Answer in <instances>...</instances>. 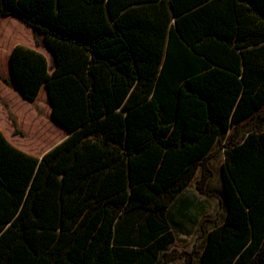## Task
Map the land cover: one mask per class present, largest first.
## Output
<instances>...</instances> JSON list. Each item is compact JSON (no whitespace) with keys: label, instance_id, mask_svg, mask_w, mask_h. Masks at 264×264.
Masks as SVG:
<instances>
[{"label":"trees","instance_id":"16d2710c","mask_svg":"<svg viewBox=\"0 0 264 264\" xmlns=\"http://www.w3.org/2000/svg\"><path fill=\"white\" fill-rule=\"evenodd\" d=\"M5 15L53 61L15 44L3 80L27 102L44 86L69 134L35 156L0 130V264H191L167 251L170 207L198 169L207 193L216 146L223 216L197 262L264 264V0H0ZM10 33L0 20V51Z\"/></svg>","mask_w":264,"mask_h":264},{"label":"rangeland","instance_id":"374dc122","mask_svg":"<svg viewBox=\"0 0 264 264\" xmlns=\"http://www.w3.org/2000/svg\"><path fill=\"white\" fill-rule=\"evenodd\" d=\"M0 20L10 27L12 33H10L12 39H10L8 52L0 51L1 84L5 83L3 79L8 77L10 71L8 54L14 44L33 47V45H36L35 40L41 39L42 36L40 34L35 35L28 25L13 16H1ZM47 61L48 64L51 62L49 55L47 56ZM2 96L4 98L0 97V124L3 127L5 137L16 147L29 154L38 156L66 135L64 128L57 124L51 117L50 103L45 88H42L33 102H27L19 96H14L9 90L2 91ZM38 125H46L50 130L49 133L59 138L57 137L53 142H49L50 139L47 138V135L43 136L42 129L37 131L40 128ZM244 130L245 127L242 126L238 129L240 133ZM218 146L220 147V145ZM222 160V149L216 146L213 157L209 161L212 174L206 183L207 195L204 194L207 197L206 208L208 215L218 220L223 216V208L218 195L221 189V173L219 167ZM193 235L192 240H194V246L192 245V240L186 241L187 238L179 236L174 248L171 250L191 252V264H196V253L192 249H198V245L201 242L200 230H196ZM181 258L184 259V257Z\"/></svg>","mask_w":264,"mask_h":264},{"label":"crops","instance_id":"0c3cea01","mask_svg":"<svg viewBox=\"0 0 264 264\" xmlns=\"http://www.w3.org/2000/svg\"><path fill=\"white\" fill-rule=\"evenodd\" d=\"M38 41H39V44H36V42H35L36 45H33L32 48H35L36 50L42 52L46 56V58L49 55V58L51 60V62L49 64H51L53 61V57H52L51 52L44 46L43 37H41V39H38ZM7 79L10 81L12 80L10 71L8 73ZM42 88H45V87L43 86ZM42 88L40 89V91L42 90ZM8 90H9V92H12V94L14 96H16V97L19 96L21 99H23L7 83H1L0 84V97L4 98L2 96V91H8ZM45 91H46V88H45ZM0 130L2 131L3 134H5L1 124H0ZM64 131L66 132V135L62 139H64L69 134L65 128H64ZM60 141H58V142H60ZM55 144H53L52 146H54ZM52 146H50L48 149H50ZM48 149H46V151ZM44 152L45 151H43L38 156H41ZM222 154H223V150H222ZM210 160H211V158L208 160V165H210V163H209ZM198 174H200V169L197 170L195 177L190 181V183L178 194L176 200L172 203V205L170 207V212H171L173 219L175 220L177 226L174 229L175 240L172 244H170L168 246L167 251H170L172 248H174V245L177 242L179 236H184L185 238H187L186 241L192 240V238L194 236L193 235L194 232L199 229L200 233H201V242L198 245V249H196V248L192 249V251L194 253H196L204 241L205 232L213 226L215 219L208 215L207 208H206L207 197L205 195H207V193H200L196 188V182L195 181L200 176V175L198 176ZM205 190L207 191L206 186H205ZM193 241L194 240H192V245L194 246L195 244ZM173 263L184 264V259L179 257V258H176V259L168 261V262H163V260H158L154 264H173ZM196 264H198L197 253H196Z\"/></svg>","mask_w":264,"mask_h":264},{"label":"water","instance_id":"95a60500","mask_svg":"<svg viewBox=\"0 0 264 264\" xmlns=\"http://www.w3.org/2000/svg\"><path fill=\"white\" fill-rule=\"evenodd\" d=\"M50 103V102H49ZM52 117V116H51ZM53 119V118H52ZM54 120V119H53ZM57 123V122H56ZM58 124V123H57Z\"/></svg>","mask_w":264,"mask_h":264}]
</instances>
